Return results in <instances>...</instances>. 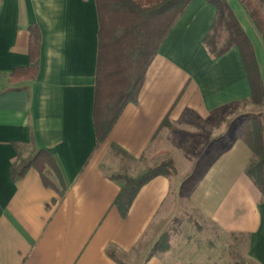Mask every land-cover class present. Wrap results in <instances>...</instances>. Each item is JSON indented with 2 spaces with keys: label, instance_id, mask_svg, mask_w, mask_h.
<instances>
[{
  "label": "crops",
  "instance_id": "1",
  "mask_svg": "<svg viewBox=\"0 0 264 264\" xmlns=\"http://www.w3.org/2000/svg\"><path fill=\"white\" fill-rule=\"evenodd\" d=\"M225 2L250 42L264 92V41L238 0ZM214 17L207 2L188 4L148 66L137 105H127L97 144L94 0H0V264H123L110 255L138 245L167 211L172 178L179 189L183 165L201 163L204 145L215 152L188 191L189 204L220 231L244 236L247 259L264 264V202L244 175L251 152L235 125L226 138L221 125L228 108L253 106L250 88L236 48L212 59L203 47ZM32 26L40 35L36 76L12 80L15 69L30 66ZM165 118L183 133L167 138ZM163 142L175 175L142 186L122 218L114 207L120 182L101 168L110 147L137 161ZM36 150L54 159L63 196L32 168L10 179L11 164ZM143 264L167 263L154 256Z\"/></svg>",
  "mask_w": 264,
  "mask_h": 264
},
{
  "label": "trees",
  "instance_id": "2",
  "mask_svg": "<svg viewBox=\"0 0 264 264\" xmlns=\"http://www.w3.org/2000/svg\"><path fill=\"white\" fill-rule=\"evenodd\" d=\"M192 0H94L98 17V49L95 68L92 123L96 143L104 141L114 123L129 105H137L146 70L157 54L177 18ZM213 6L215 17L202 45L210 58H218L236 48L250 88L249 102L262 108L264 92L250 42L225 0H203ZM238 0L264 41V17L259 5L264 0ZM40 35L35 26L29 29L28 59L30 66L15 69L11 79H32L37 73ZM231 108V107H230ZM169 125L167 118L162 122ZM234 133L250 150L251 159L244 175L264 202V114L244 115L235 125ZM110 153L125 157L115 146ZM19 157V155H18ZM34 169L44 186L63 196L66 188L52 156L42 150L33 151L25 160L19 158L9 168L13 182ZM171 159L160 163L139 178L125 177L114 207L124 218L139 189L158 176L173 177ZM53 178V182L50 178ZM156 254L166 253L165 234L154 246ZM111 258L115 259L113 255ZM154 257L150 255L149 258ZM148 258V259H149Z\"/></svg>",
  "mask_w": 264,
  "mask_h": 264
},
{
  "label": "rangeland",
  "instance_id": "3",
  "mask_svg": "<svg viewBox=\"0 0 264 264\" xmlns=\"http://www.w3.org/2000/svg\"><path fill=\"white\" fill-rule=\"evenodd\" d=\"M252 1L254 4L257 3L255 0ZM259 7L264 17V4H260ZM257 109L258 107L242 103L225 110L221 115V125L227 128V131L222 133L224 138L228 137V132L231 136L232 127L244 115L253 114ZM162 130L168 133L167 138L183 133L179 128L167 124L162 126ZM159 136H162L161 133L156 138ZM218 137L219 135L210 138L208 143ZM166 142L168 143L169 139ZM166 142L151 148L137 161L109 153L102 162L101 168L108 176L117 179L120 183L129 175L139 178L170 159L168 151L162 147ZM214 152H208L207 146L204 145L202 152L204 158L201 157V163L196 158L190 164L183 165L185 174L181 177L184 179L179 189L176 190V187L180 181L172 178L167 211L155 219L142 240L130 253L116 255V259L123 264H143L153 254L162 258L167 264H255L246 257L244 236L220 231L212 222L199 214L187 200L188 191L196 183ZM50 179L55 182L52 177ZM164 234L168 250L166 253L156 254L153 250L154 246Z\"/></svg>",
  "mask_w": 264,
  "mask_h": 264
}]
</instances>
